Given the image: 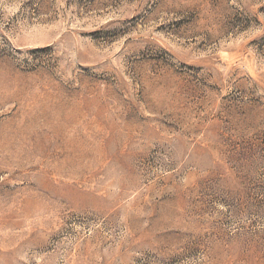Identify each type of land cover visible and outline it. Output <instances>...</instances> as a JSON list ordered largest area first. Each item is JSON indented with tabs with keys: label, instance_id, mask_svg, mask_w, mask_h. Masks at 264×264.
Instances as JSON below:
<instances>
[{
	"label": "rangeland",
	"instance_id": "obj_1",
	"mask_svg": "<svg viewBox=\"0 0 264 264\" xmlns=\"http://www.w3.org/2000/svg\"><path fill=\"white\" fill-rule=\"evenodd\" d=\"M0 264H264V0H0Z\"/></svg>",
	"mask_w": 264,
	"mask_h": 264
}]
</instances>
